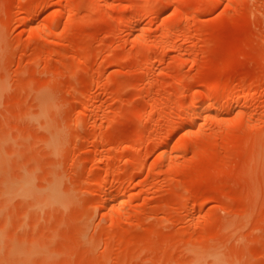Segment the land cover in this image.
<instances>
[{"label": "rangeland", "instance_id": "rangeland-1", "mask_svg": "<svg viewBox=\"0 0 264 264\" xmlns=\"http://www.w3.org/2000/svg\"><path fill=\"white\" fill-rule=\"evenodd\" d=\"M0 264H264V0H0Z\"/></svg>", "mask_w": 264, "mask_h": 264}, {"label": "bare ground", "instance_id": "bare-ground-1", "mask_svg": "<svg viewBox=\"0 0 264 264\" xmlns=\"http://www.w3.org/2000/svg\"><path fill=\"white\" fill-rule=\"evenodd\" d=\"M210 1H211V0H210ZM214 1H217V0H214ZM35 32H38V30L35 31ZM210 103H211V102H210ZM210 103H208V105H209ZM210 105H211V104H210ZM212 105H213V104H212ZM206 106H207V105H206ZM208 107H210V106H208ZM211 107H212V106H211ZM211 107H210V108H211ZM27 185H28V184H25L23 187L27 188Z\"/></svg>", "mask_w": 264, "mask_h": 264}]
</instances>
